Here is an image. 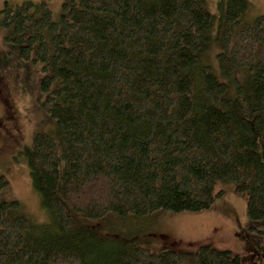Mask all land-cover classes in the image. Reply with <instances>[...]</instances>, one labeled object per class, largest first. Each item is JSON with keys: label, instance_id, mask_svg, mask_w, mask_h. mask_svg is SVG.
I'll return each instance as SVG.
<instances>
[{"label": "trees", "instance_id": "obj_1", "mask_svg": "<svg viewBox=\"0 0 264 264\" xmlns=\"http://www.w3.org/2000/svg\"><path fill=\"white\" fill-rule=\"evenodd\" d=\"M251 6L219 0L215 15L203 0H66L56 18L44 0L5 4L0 26L41 64L58 131L19 152L52 219L38 236L2 198L0 174V264H241L211 244L156 250L112 225L210 210L219 180L264 218V15L249 19ZM215 20L220 77L206 67L197 78Z\"/></svg>", "mask_w": 264, "mask_h": 264}, {"label": "rangeland", "instance_id": "obj_2", "mask_svg": "<svg viewBox=\"0 0 264 264\" xmlns=\"http://www.w3.org/2000/svg\"><path fill=\"white\" fill-rule=\"evenodd\" d=\"M24 1L27 0H0V10L6 3L14 7ZM44 1L50 4L58 18L66 0ZM203 1L210 12L218 14L219 0ZM249 1L252 4L249 19L264 15V0ZM209 33L211 42L199 54L200 62L194 70L197 78L206 67L220 77V47L214 39L217 20ZM10 37L12 32L0 26V174L9 182L2 198L20 203L14 212L26 216L31 232L38 236L37 227L51 224L52 219L41 195L33 188L30 168L19 152L32 142L37 132L57 133L58 127L44 107L47 93L40 87L44 76L41 64L23 60L19 45ZM242 72V69L237 70L241 82H245L247 77ZM258 149L263 155L264 141L260 138ZM216 190H222L223 195L217 198L210 210L199 213L158 212L141 220H117L112 227L126 234L147 236L156 250L163 247L195 250L202 244H211L238 255L241 264H264V218H249V193L237 191L235 183L228 180H219Z\"/></svg>", "mask_w": 264, "mask_h": 264}, {"label": "flooded vegetation", "instance_id": "obj_3", "mask_svg": "<svg viewBox=\"0 0 264 264\" xmlns=\"http://www.w3.org/2000/svg\"><path fill=\"white\" fill-rule=\"evenodd\" d=\"M7 120V119H6ZM0 125H1V118H0Z\"/></svg>", "mask_w": 264, "mask_h": 264}]
</instances>
